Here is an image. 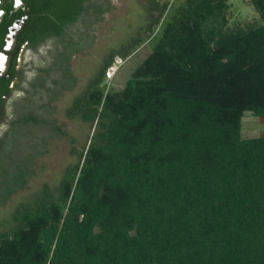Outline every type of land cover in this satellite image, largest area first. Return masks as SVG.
Returning <instances> with one entry per match:
<instances>
[{
    "label": "trees",
    "instance_id": "obj_1",
    "mask_svg": "<svg viewBox=\"0 0 264 264\" xmlns=\"http://www.w3.org/2000/svg\"><path fill=\"white\" fill-rule=\"evenodd\" d=\"M86 1L37 0L31 47L58 38L68 63L65 28ZM146 1L161 22L151 52L110 91L105 69L133 50L112 51L73 99L66 115L95 130L55 187L14 210L0 264H264V135L241 136L245 111L264 116V0H251L262 23L247 28L227 26L226 0H186L164 18L167 1ZM47 72L38 67L27 105ZM37 122L16 117L1 143L0 203L26 184L17 127Z\"/></svg>",
    "mask_w": 264,
    "mask_h": 264
},
{
    "label": "rangeland",
    "instance_id": "obj_2",
    "mask_svg": "<svg viewBox=\"0 0 264 264\" xmlns=\"http://www.w3.org/2000/svg\"><path fill=\"white\" fill-rule=\"evenodd\" d=\"M165 1L171 9L164 13L163 18L171 13L172 8L186 2L159 0L160 3ZM107 4L108 9L104 15L90 13L86 16L90 26L89 34L72 33L70 36L73 47L77 41L81 45L71 48L73 53L66 63L67 68L66 64H60L58 52L63 51V46L58 38H51L36 48L24 49L22 53L24 76L16 81L17 85L6 103L0 127L6 130L13 118L26 113H32L38 122L17 127L14 158L20 161L30 157L27 162L28 175L25 186L0 203V232L10 231L15 225L12 214L19 205L29 203L45 184L51 187L58 184L66 167L77 161L83 146L91 139L95 126L77 117L69 118L66 109L93 82L108 55L112 51L123 53L129 48L133 50L124 58L108 85V90L117 91L125 85L134 69L153 48L152 37L161 30V22L154 25L158 12L154 11L150 15L146 0H109ZM226 4L228 27L247 28L262 23L259 12L250 1L226 0ZM151 28L154 31L145 40ZM139 40L145 41L141 43ZM137 41L140 44L135 46ZM38 67L46 68L48 72L41 79L43 86L35 93L32 105H27L25 98L35 92L31 83L38 76ZM106 85L103 78L101 86ZM262 135L264 116L245 111L241 118L242 138Z\"/></svg>",
    "mask_w": 264,
    "mask_h": 264
},
{
    "label": "flooded vegetation",
    "instance_id": "obj_3",
    "mask_svg": "<svg viewBox=\"0 0 264 264\" xmlns=\"http://www.w3.org/2000/svg\"><path fill=\"white\" fill-rule=\"evenodd\" d=\"M20 1L21 2L17 7H15L16 0H1L0 3V23L6 14H8L5 23L6 30L4 32L3 40L0 42V92L4 86L7 88V92L0 93V121L3 117L6 103L12 95L14 87L17 85L16 81L21 80L24 76L22 53L24 49L32 48L28 36L34 32L33 8L35 3H37V0ZM108 1L109 0H88L84 3V5L88 7V10L85 11L75 23L65 28V39L66 43L70 45V48H74L73 41L70 38L71 35L74 33L75 35L89 34L90 26L88 25L86 16L90 13L99 16L104 15L105 12L95 13L94 8L98 6L105 8ZM8 5H11V8L7 9L6 7ZM80 21L81 24H78ZM51 38L53 37H48L39 44L46 43ZM62 50H64L63 47ZM43 76H40L38 80H41ZM35 79L36 77L33 81H36ZM13 120L14 118L10 121L6 130L0 127V148L2 147V141L12 129L11 122Z\"/></svg>",
    "mask_w": 264,
    "mask_h": 264
},
{
    "label": "built area",
    "instance_id": "obj_4",
    "mask_svg": "<svg viewBox=\"0 0 264 264\" xmlns=\"http://www.w3.org/2000/svg\"><path fill=\"white\" fill-rule=\"evenodd\" d=\"M246 1L251 2V0H246ZM124 60L125 59L123 57L117 55L114 57L111 64L108 65V67L105 69L104 80H105V83H107V85H106L107 89H108V85H109L111 79L113 78V76L115 75L116 71L121 66V64L124 62Z\"/></svg>",
    "mask_w": 264,
    "mask_h": 264
},
{
    "label": "water",
    "instance_id": "obj_5",
    "mask_svg": "<svg viewBox=\"0 0 264 264\" xmlns=\"http://www.w3.org/2000/svg\"><path fill=\"white\" fill-rule=\"evenodd\" d=\"M20 0H16V2H15V7H17L19 4H20ZM0 3H1V0H0Z\"/></svg>",
    "mask_w": 264,
    "mask_h": 264
}]
</instances>
